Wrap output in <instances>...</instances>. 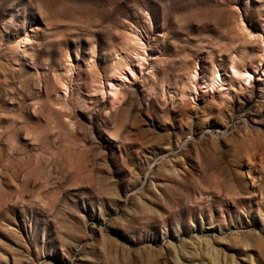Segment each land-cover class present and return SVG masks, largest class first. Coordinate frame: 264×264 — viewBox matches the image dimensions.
<instances>
[{"label": "rangeland", "instance_id": "rangeland-1", "mask_svg": "<svg viewBox=\"0 0 264 264\" xmlns=\"http://www.w3.org/2000/svg\"><path fill=\"white\" fill-rule=\"evenodd\" d=\"M0 264H264V0H0Z\"/></svg>", "mask_w": 264, "mask_h": 264}, {"label": "bare ground", "instance_id": "bare-ground-1", "mask_svg": "<svg viewBox=\"0 0 264 264\" xmlns=\"http://www.w3.org/2000/svg\"><path fill=\"white\" fill-rule=\"evenodd\" d=\"M253 77L252 73L246 72L245 74V80H248L250 82V79Z\"/></svg>", "mask_w": 264, "mask_h": 264}]
</instances>
